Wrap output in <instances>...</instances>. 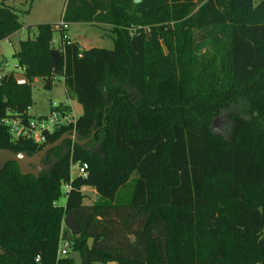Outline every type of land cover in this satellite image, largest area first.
<instances>
[{
	"label": "trees",
	"instance_id": "1",
	"mask_svg": "<svg viewBox=\"0 0 264 264\" xmlns=\"http://www.w3.org/2000/svg\"><path fill=\"white\" fill-rule=\"evenodd\" d=\"M61 22L109 25L113 48L37 25L13 55L26 84L3 73L0 149L32 156L72 130L92 148L65 141L38 178L15 163L1 171L0 264H74L61 241L83 264H264V0H68ZM21 29L0 5V42ZM59 78L82 107L76 122L42 145L14 137L3 121L28 123L32 83L51 90ZM224 114L228 139L211 131ZM73 164L86 176L72 177ZM86 187L97 203H84ZM69 212L79 240L63 225Z\"/></svg>",
	"mask_w": 264,
	"mask_h": 264
},
{
	"label": "rangeland",
	"instance_id": "2",
	"mask_svg": "<svg viewBox=\"0 0 264 264\" xmlns=\"http://www.w3.org/2000/svg\"><path fill=\"white\" fill-rule=\"evenodd\" d=\"M67 1L68 0H0V5L9 6L15 11L22 25V29L15 33L9 40L0 42V73L9 74L13 71H17L15 66L16 60L13 55L18 51L19 43L29 38H34L37 25L50 24L58 26L62 21ZM258 1L260 0H255L256 3ZM27 11H29V14H27ZM113 31L114 28L109 25H91L84 23L70 24L65 31V37L70 41H79L86 49L94 47L112 49L114 38ZM61 39V33L56 32L53 36V44L56 48L60 47ZM18 73L20 74V72ZM31 87L33 103L28 112L32 117L49 116L51 114V109L61 105L67 106V104H71L74 114L77 117L79 116L78 114L82 107L76 99H72V102H70V98L66 94V86L62 79H56L53 82L51 90L45 88V83L42 79H36ZM211 125H213L212 133L215 136H223L225 139L229 138L231 122L226 114H224L223 117H215ZM62 148H64L63 153L68 151V146L66 144L62 145ZM87 148L91 149L92 147L90 148V146H87ZM54 160L55 156H50L48 153L41 161V165L50 166ZM71 175L72 177L78 176V170L75 167L71 168ZM66 192V187L63 185L62 197L59 200V205L64 206L66 204ZM97 199H99V196H97L96 201ZM62 243H64V241H61L60 244Z\"/></svg>",
	"mask_w": 264,
	"mask_h": 264
},
{
	"label": "water",
	"instance_id": "3",
	"mask_svg": "<svg viewBox=\"0 0 264 264\" xmlns=\"http://www.w3.org/2000/svg\"><path fill=\"white\" fill-rule=\"evenodd\" d=\"M51 55L54 62L58 63L60 60L58 53L52 50ZM211 131H213V125H211ZM94 133L95 132L92 133V136L94 135ZM65 141H73L80 147H85L88 143L87 140H81L78 133H67L53 144L49 145L39 153L32 156L27 155L26 153H14L10 150L0 149V173L9 163H15L18 165L21 175H31L38 178L43 172H47L52 169L54 164L57 162V160L55 159L50 166H44L43 164L41 165V161L43 160V158L51 150L61 146ZM85 149L87 151H90V149L86 147ZM64 226L71 232V235L75 237V239L79 240L81 238V229L78 223V219L72 212L66 214L64 218ZM91 243L92 240L90 239L87 243L89 248L91 246ZM68 260L72 261L74 264H83L82 254L79 251L71 250L68 255Z\"/></svg>",
	"mask_w": 264,
	"mask_h": 264
},
{
	"label": "built area",
	"instance_id": "4",
	"mask_svg": "<svg viewBox=\"0 0 264 264\" xmlns=\"http://www.w3.org/2000/svg\"><path fill=\"white\" fill-rule=\"evenodd\" d=\"M58 29L66 31L68 29V25L61 22L58 26ZM64 40H69V39L64 37ZM17 71L20 72V74L16 76L17 84L25 85L26 79L22 75L23 70L18 68ZM4 79H5L4 74L0 73V86H1V83L4 81ZM76 119L77 118L73 115V113H71L70 115L68 114L64 115V114L57 113V112H51L49 116L31 118L28 123H24L21 118L9 119V120L3 121V123L8 125L14 137L16 138L24 137L27 139H31L37 145H42L43 143L46 142V134L54 133V131L59 129L61 126H69L70 124H74L76 122ZM69 133L73 134L76 132L75 130H72ZM72 167H75L78 170V175L83 176V177L86 176L87 169H88L87 165L81 166L79 164H73L71 168ZM65 187H66V190L68 191L69 186L65 185ZM70 251H71L70 245L64 242L60 244L58 255L60 257H68Z\"/></svg>",
	"mask_w": 264,
	"mask_h": 264
},
{
	"label": "crops",
	"instance_id": "5",
	"mask_svg": "<svg viewBox=\"0 0 264 264\" xmlns=\"http://www.w3.org/2000/svg\"><path fill=\"white\" fill-rule=\"evenodd\" d=\"M72 41V40H71ZM73 42H78L79 43V45L83 48V49H86V48H84L83 46H82V44L79 42V41H73ZM90 49V48H89ZM87 50V49H86ZM17 63V62H16ZM3 74V73H2ZM70 102H72V99H70ZM69 105V107L71 108V111H72V113H73V115L77 118V116L74 114V112H73V107H72V105L71 104H67V106ZM82 114V109H80V111H79V116ZM78 116V117H79ZM39 117H44V116H39ZM82 192H83V194H84V196H85V199H84V201H86V202H84L85 204H92V203H97L98 201H99V199H100V197H99V199H97V201H96V198H97V196H99L98 194H97V192L94 190V189H92V188H84L83 190H82ZM96 201V202H95Z\"/></svg>",
	"mask_w": 264,
	"mask_h": 264
}]
</instances>
